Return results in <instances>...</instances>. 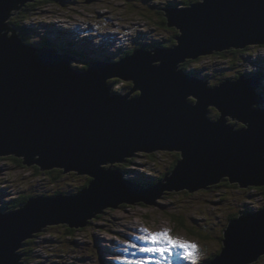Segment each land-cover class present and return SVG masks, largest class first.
Returning <instances> with one entry per match:
<instances>
[{
	"label": "water",
	"instance_id": "obj_1",
	"mask_svg": "<svg viewBox=\"0 0 264 264\" xmlns=\"http://www.w3.org/2000/svg\"><path fill=\"white\" fill-rule=\"evenodd\" d=\"M34 1L0 0V155L37 163L43 171L88 173L92 180L77 193L36 196L18 209L0 211V264H23L25 253L19 249L43 227L82 228L107 206L139 200L155 205L164 191L207 188L224 176L242 187L264 185V100L255 88L260 77L242 74L215 86L179 68L203 54L264 45V0L153 6L164 9L168 26L180 31L177 45L138 48L117 61L93 62L84 71L73 66L77 57L38 49L9 26L12 10ZM109 77L132 80L134 86L111 96ZM134 91L139 93L131 97ZM211 108L222 115L212 118ZM227 114L245 127L232 124ZM156 149L182 157L152 186L125 179L121 169L101 168V163L125 162L136 151ZM222 241L209 264L259 260L264 208L230 219Z\"/></svg>",
	"mask_w": 264,
	"mask_h": 264
},
{
	"label": "rangeland",
	"instance_id": "obj_2",
	"mask_svg": "<svg viewBox=\"0 0 264 264\" xmlns=\"http://www.w3.org/2000/svg\"><path fill=\"white\" fill-rule=\"evenodd\" d=\"M38 2L39 6L24 15L20 14V8L12 10L13 14L8 20L9 26L15 28L12 21L26 18L24 21V25H27L26 33L30 32L31 25H36L38 32L53 31L59 36L61 33H69L70 37L79 39L80 43L82 38L79 36L87 35L91 40L86 46H92L90 50H85L87 59H91L95 53L94 58L105 56L99 59L103 62L111 60V56L114 55L121 57L124 51L132 48L144 47L146 50L149 46L154 49L155 46L164 45V42L166 46L175 45L169 40L175 36L177 29L169 27L167 22L164 24V10L153 8V6L164 8V3L175 2L174 0H38ZM179 5L182 7L185 4ZM54 22L58 26H54ZM22 29H17V33L20 34ZM75 31L81 33L76 34ZM11 34L12 31H9V35ZM33 36L34 39L41 37L39 33ZM50 43L62 52L57 42ZM137 43L140 44L136 45ZM223 52L203 54L190 61L186 70L195 71V75L209 79V83L215 86L220 85L226 78H235L242 73L247 75L248 72L260 73L263 76V85L259 88L257 85L255 88L264 93V45L256 44ZM185 63L186 61L180 64V69L184 68ZM73 64L80 66L84 61L73 60ZM260 82L259 80L258 83ZM107 84L112 86L114 91L120 90L122 94L130 92L134 86L132 80L120 77H112ZM133 93V96H136L138 91ZM259 105L260 103H257L255 107ZM209 114L213 118L219 115L216 108H211ZM229 121L235 122L231 117ZM178 153L169 149H156L153 152L136 151L134 156L126 157L125 162L101 163V168L121 169L125 179L130 181V178H133L139 185L152 186L165 177L160 179L174 165ZM0 158V184L5 183L9 186L6 189L13 198L23 194L29 195L28 200L36 196L59 195L61 192L72 194L86 187L92 180L88 173L77 174L78 172L72 169L62 175L60 171L62 168L56 167L53 171L56 173L51 175L49 170H41L37 163L31 164L32 166L26 165L16 161L11 155ZM212 185L207 188L199 187L194 191L187 189L164 191L160 198L155 199V205H148L139 200L132 204L121 202L115 209L107 206L97 217L90 218L88 224L82 228L79 226L68 229L67 224H49L50 226L43 227L45 229L42 232L37 235V232L34 233L32 245L25 244L19 249L25 253L22 262L73 264L72 262L78 259L77 264H103V260L96 261L100 256V250L103 251V256L111 258L114 254H119L124 261H135L144 257L146 253L141 252L137 257L140 251L130 245L150 246L137 239L138 236L146 234L144 230L152 233L167 230L173 238L198 245V261L200 264H206L214 254L221 252L225 228L231 218H239L231 217L234 212L240 214L248 209L264 208V185L255 187L248 184L242 187L238 181L232 183L227 178L223 184ZM5 194L0 193V198ZM176 214L184 217V220L176 219L174 217ZM107 246L118 247L125 257L118 251L113 254L105 251L104 247ZM93 248L96 249L94 252L98 253L91 255ZM174 256L181 257L179 252H175ZM246 264H264V255L259 260Z\"/></svg>",
	"mask_w": 264,
	"mask_h": 264
},
{
	"label": "snow or ice",
	"instance_id": "obj_3",
	"mask_svg": "<svg viewBox=\"0 0 264 264\" xmlns=\"http://www.w3.org/2000/svg\"><path fill=\"white\" fill-rule=\"evenodd\" d=\"M144 231L146 234L138 236L137 239L150 246H140L137 244H131L130 246L137 248L142 253L153 255L144 256L138 260L127 262V264H159L158 261L154 260L155 254H159L164 259H167L166 254H173L175 250H182V257L184 259L190 261L191 264H198L199 246L195 243L173 238L167 230L155 233L147 232V230Z\"/></svg>",
	"mask_w": 264,
	"mask_h": 264
},
{
	"label": "clouds",
	"instance_id": "obj_4",
	"mask_svg": "<svg viewBox=\"0 0 264 264\" xmlns=\"http://www.w3.org/2000/svg\"><path fill=\"white\" fill-rule=\"evenodd\" d=\"M38 1V0H37ZM26 5V4H25ZM24 6V5H23ZM22 6V7H23ZM22 7H20V9L22 8ZM21 23V22H20ZM57 23H55L54 22V26H58V25H56ZM16 29H22L23 27V29L21 30V33L19 34V33H17V34H19V36L20 37H23L24 38V40L26 41V42H28V43H30V44H33L35 47H42V48H55V49H57L56 47H54V46H51V41L52 42H57L59 45H60V47H61V50H62V52L61 51H59V53L60 54H64V53H68V55H74V56H76L78 59H80L81 57H80V54L81 55H83L82 54V51H81V46L79 45V39H74L73 37H70L68 34L69 33H61V35L59 36V34H54L53 33V31H43V33H41V32H38L37 31V27L38 26H36V25H31V27H29L30 28V32L29 33H26V31H25V27H27V25L25 26H22V24L21 25H16L15 23H13L12 24ZM37 28V29H36ZM22 32L25 34V36L22 34ZM40 34V38L39 39H34V36H33V34ZM67 34V35H66ZM77 34V33H76ZM52 35H54L55 37H53ZM27 40H26V39ZM136 50V49H135ZM75 51H77V52H80V53H77V52H75ZM85 56V55H84ZM85 58V57H84ZM119 58V57H118ZM119 60V59H118ZM76 61H79V60H76ZM72 64H73V62H72ZM73 66H77V65H74L73 64ZM77 67H79L80 68V66H77ZM258 91V93L259 94H261L262 95V98H263V100H264V93H262V92H259V90H257ZM116 92H120V93H122L120 90L119 91H116ZM263 103H264V101H263ZM264 107V106H263ZM3 187L4 188V191H5V196H4V198L6 199V200H9V201H12V204L14 203V202H16L19 198H20V196L19 197H17V198H13V197H11L10 195H8L9 194V191L6 189V188H8L9 186L8 185H6L5 183L4 184H0V187ZM0 193H1V191H0ZM2 199V198H1ZM15 200V201H14ZM4 202V203H3ZM7 204H10V203H6L5 201H2V206H3V208H4V210H5V208L6 209H10V208H12V207H7L6 205ZM24 203H20V204H18V205H16V206H20V205H23ZM14 206V205H13ZM42 232V231H41ZM35 237V236H34ZM34 237H32V238H30V239H33ZM32 244H33V242H32ZM73 264H77L78 263V259H77V261H75V262H72Z\"/></svg>",
	"mask_w": 264,
	"mask_h": 264
},
{
	"label": "trees",
	"instance_id": "obj_5",
	"mask_svg": "<svg viewBox=\"0 0 264 264\" xmlns=\"http://www.w3.org/2000/svg\"><path fill=\"white\" fill-rule=\"evenodd\" d=\"M196 1H199V0H182V1H178V0H175V2H169L168 4H165L164 3V8L165 7H167V6H176V5H179V3L180 4H185V5H190V4H192L193 2H196ZM183 2V3H182ZM173 3V4H172ZM167 5V6H166ZM37 6H39V2L38 1H34V2H29V3H27L26 5H24L21 9H20V14L21 15H24L27 11H30V10H33V9H35ZM24 9V10H23ZM164 10V9H163ZM165 11V10H164ZM24 21H26V18H23L22 20H20V21H12L13 23H15L16 25H21L22 24V26H24ZM21 22V23H20ZM166 22H167V18H166V16L164 17V24H166ZM168 25V24H167ZM170 27V26H169ZM175 29H177L176 27H174ZM179 30L177 29L176 30V33H175V36H173V38L172 39H168L169 41H172L174 44H176L177 43V40H176V35H178L179 34ZM22 34L25 36V34L22 32ZM26 39V38H25ZM27 40V39H26ZM168 41V42H169ZM138 44H140V43H137V45ZM164 45H166V43L164 42L163 43ZM134 49L135 48H132V49H129L127 52L126 51H124L122 54H121V57L123 58V57H126L127 55H130V54H132L133 52H134ZM230 50H236V49H230ZM75 52H77V51H75ZM236 52V51H235ZM77 53H80V52H77ZM218 53H224L223 51L222 52H218ZM121 57H119L118 59L120 60L121 59ZM197 59V58H196ZM193 60H195V59H193ZM91 59H87V58H85V60H84V64L82 65H80V69L82 70V71H84V70H86V69H88L89 67V65L90 64H92L91 62ZM192 62V59H188V61H186V63L184 64V68L186 69L187 67H188V63L189 62ZM78 66V65H77ZM193 74H195V71H191ZM239 76H241V74H239V75H236V77L234 78V79H236V78H238ZM117 80V79H116ZM118 81V80H117ZM133 83V82H132ZM130 85H132V84H130ZM139 93V92H138ZM193 100V99H192ZM217 111H218V113H219V115L217 116V117H219L220 115H222V113H221V111L220 110H218L217 109ZM216 117V118H217ZM232 119V118H231ZM234 120V119H233ZM235 122H233L232 124H235V123H238L237 124V127H239V128H243V127H245V123H243V122H238L237 120H234ZM14 157V156H13ZM182 156H181V153L179 152L178 154H177V159H176V161L174 162V165L170 168V169H168V171L167 172H165L161 177H160V179L161 178H163L164 176H166L167 174H169V173H171L172 172V170L174 169V167H175V165L178 163V160H180V158H181ZM2 158H5V157H2ZM1 159V158H0ZM14 159L16 160V161H18V162H21V163H23V159L22 158H17V157H14ZM53 171H55L54 169H52V170H49V173L51 174V175H53L54 173H56V172H53ZM61 171V174L62 175H64L65 173H64V170L63 169H61L60 170ZM72 175V174H71ZM71 175H70V177H71ZM56 176L58 177V174H56ZM226 178L229 180V177H224L219 183L220 184H223V182H225L226 181ZM90 181V180H89ZM88 184V183H87ZM86 184V185H87ZM218 185V184H217ZM213 186V185H212ZM211 187V186H210ZM256 187V186H255ZM80 190H81V188H80ZM60 193V192H59ZM28 197H29V195H26V194H23V195H20V198L16 201V202H14L13 204H12V202L10 203V205H8L9 207H13V205L14 206H16V205H18V204H20L21 202L22 203H25L27 200H28ZM15 201V200H14ZM237 216H239V214L237 213V212H234L232 215H231V217H237ZM174 217H176V219H180V220H184V217H181V216H179L178 214H176V215H174ZM232 219V218H231ZM67 228L68 229H70V228H72V227H70V226H68L67 225ZM72 231H74V229H71ZM32 242H33V239H29V240H27L26 242H25V244L26 245H32ZM26 248V247H25ZM175 262H177V261H174L172 264H175Z\"/></svg>",
	"mask_w": 264,
	"mask_h": 264
},
{
	"label": "bare ground",
	"instance_id": "obj_6",
	"mask_svg": "<svg viewBox=\"0 0 264 264\" xmlns=\"http://www.w3.org/2000/svg\"><path fill=\"white\" fill-rule=\"evenodd\" d=\"M174 1H175V0H174ZM53 36H54V35H53ZM54 37H55V36H54ZM136 45H137V44H136ZM140 48H141V47H140ZM142 48L144 49V47H142ZM155 48H157V46H155ZM155 48H154V49H155ZM38 49H43V48L40 47V48H38ZM147 49H148V51H150V50H154L153 48H151V47H149V46L147 47ZM57 50H58V49H57ZM35 52H36V53H39V50H36ZM57 54H59V50L57 51ZM71 56H74V55H71ZM74 57H76V56H74ZM190 59L193 60L194 58H190ZM71 61L73 62V59H71ZM90 62H91V61H90ZM156 63H158V62H156ZM90 65H91V64H90ZM90 65H89V66H90ZM89 66H88V67H89ZM179 68H180V67H179ZM244 74H245V73H244ZM245 76H247V74H245ZM197 77H198V79H201V78H202V77L199 76V75H197ZM109 78H110V77H109ZM110 79H111V78H110ZM110 79H109V82H110ZM109 84H110V83H109ZM113 93H114V90H113V88H112V86H111V96L113 95ZM131 97H133V94L131 95ZM190 97H191V96H189V98H190ZM192 99H193V100H192ZM192 99H191V100L189 99L190 102L195 103L196 100L194 99V97H193ZM258 107H259V106H258ZM254 108H257V107H254ZM220 116H221V115H220ZM227 116H228V118L231 117L229 114H227ZM212 118H213V117H212ZM231 118L234 119V117H231ZM241 122H243V121H241ZM245 124H246V123H245ZM238 128H239V127H238ZM236 129H237V128H236ZM0 156H6V155H0ZM26 165H27V164H26ZM33 165H34V164H33ZM31 166H32V165H31ZM81 174H82V173H81ZM89 175L92 176L91 174H89ZM90 180H91V179H90ZM132 180H134V179H132ZM89 183H90V182H89ZM234 183H235V182H234ZM214 184H215V183H214ZM0 188H2V187H0ZM20 188H21V187H20ZM0 191H1L3 194H5V191H4V190H0ZM60 194H62V195H66V193H62V192H61ZM9 195H10V194H9ZM10 196H11V195H10ZM14 196H15V195H14ZM11 202H12V201H11ZM11 202H10V203H11ZM0 203H1V204H0V211H3L4 208H3V206H2V201H1V199H0ZM8 205H10V204H7L6 206L9 207ZM15 209H18V207H16ZM250 210H251V209H250ZM38 233H39V232H37L36 235H37ZM29 238H30V237H29ZM29 238H28V239H29ZM99 240H100V239H99ZM114 242H115V241H114ZM140 242H142V241L140 240ZM132 248H133V247H132ZM125 249H126V248H124V251H126ZM117 250H118V248H117ZM124 251H123V252H124ZM118 253H122V251L119 249V250H118ZM122 254H123V253H122ZM122 254H121V255H122ZM140 254H141V252H138V253H137V257H138V255H140ZM143 256H146V255H143ZM75 258H76V257H75ZM19 262H22V256H21V259H20ZM128 262H131V261H128ZM125 263L127 264V261H125ZM118 264H124V263H123L122 261H120Z\"/></svg>",
	"mask_w": 264,
	"mask_h": 264
}]
</instances>
